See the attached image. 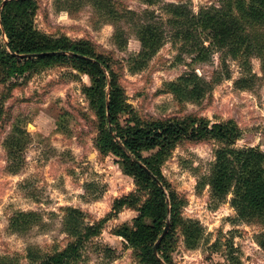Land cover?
<instances>
[{
    "label": "rangeland",
    "instance_id": "1",
    "mask_svg": "<svg viewBox=\"0 0 264 264\" xmlns=\"http://www.w3.org/2000/svg\"><path fill=\"white\" fill-rule=\"evenodd\" d=\"M103 1L114 9L99 12L98 0H34V27L54 39L86 42L110 59L123 99L141 124L231 122L239 131L232 148L264 153V23L245 26L241 47L219 46L207 28L195 31L200 39L183 38L187 19L226 13L230 6L239 16L237 7L247 13L254 0ZM150 19L158 22L162 41L144 58L139 31ZM200 41L209 51L201 56ZM193 73L200 82L193 86L204 87L197 100L171 87ZM90 84L70 64L9 78L0 69V264H39L65 250L76 240L72 211L82 215L83 227L103 222L101 235L85 244L73 264H138L136 252L116 234L138 214L115 210L136 186L121 160L97 147L99 119L84 94ZM225 147L212 138L182 140L161 165L180 219L170 238L172 264H264V221L240 219L232 195L221 202L211 195L208 181ZM188 222L196 223V238H188Z\"/></svg>",
    "mask_w": 264,
    "mask_h": 264
},
{
    "label": "trees",
    "instance_id": "2",
    "mask_svg": "<svg viewBox=\"0 0 264 264\" xmlns=\"http://www.w3.org/2000/svg\"><path fill=\"white\" fill-rule=\"evenodd\" d=\"M3 2L0 0V69L6 78L70 64L90 79L91 84L84 89V94L99 119L97 147L102 154L120 159L125 174L133 179L136 186L135 193L116 201L115 210L129 208L138 214L132 226L124 225L116 232L136 252L138 264H172L170 238L180 219L177 195L164 177L161 165L182 140L212 138L226 144L227 147L216 154V163L208 181L211 195L220 202L232 195L231 204L240 219L264 221V153L256 148H232L239 131L231 122L210 124L205 119L187 118L184 121L166 119L141 124L134 110L123 99L110 59L96 54L86 42L54 39L38 31L33 21L36 15L34 0ZM97 6L99 12L114 9L112 2L106 4L103 0H98ZM228 8L226 13L209 12L204 14L206 16L187 19L189 24L183 38L200 39L195 31L207 28L212 31L219 46L229 43L238 46L236 42L241 47L242 42H247V35H243L245 26L251 29L257 23H264V0H254V6L251 5L247 13H243L245 7L238 6L237 9L242 12L239 16L234 14L233 7ZM176 15L178 18L181 16ZM134 20L137 21V17ZM151 21L139 31L144 58L147 53L154 54L162 41L158 25L155 24L158 22ZM178 36L181 37V34ZM240 47L234 50V55ZM197 49L200 56L208 51L203 41L198 43ZM179 81L187 86L184 87L183 83L171 85L172 90L175 89L181 96L187 94L190 99L200 98L204 87L193 86L196 82L200 83L196 73ZM14 132L16 135H26L20 128H14ZM12 146L19 147L20 141L17 140ZM147 152H150L149 156H145ZM72 216L73 229L70 234L76 240L65 250L45 257L39 264H73L80 258L85 244L101 235L103 222L83 227L82 215L72 211ZM168 223L170 229L159 243L156 257L155 245ZM195 224L188 222L184 225L191 234L188 235L190 239L196 238Z\"/></svg>",
    "mask_w": 264,
    "mask_h": 264
},
{
    "label": "water",
    "instance_id": "3",
    "mask_svg": "<svg viewBox=\"0 0 264 264\" xmlns=\"http://www.w3.org/2000/svg\"><path fill=\"white\" fill-rule=\"evenodd\" d=\"M29 57H31V56H29ZM145 170L148 171L146 168H145ZM154 179L157 181V179H156L155 177H154ZM169 229H170V224L168 223V224L166 225L165 229H164V232H163L161 238L159 239V241H158V242L156 243V245H155V248H154V255H155L156 257H158V252H157L158 245H159V243L162 241V239L166 236V234L168 233Z\"/></svg>",
    "mask_w": 264,
    "mask_h": 264
}]
</instances>
